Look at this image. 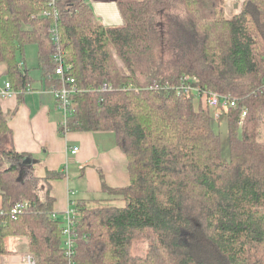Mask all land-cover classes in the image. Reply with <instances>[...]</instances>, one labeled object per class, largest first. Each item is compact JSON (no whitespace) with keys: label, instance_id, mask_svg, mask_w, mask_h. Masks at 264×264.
I'll list each match as a JSON object with an SVG mask.
<instances>
[{"label":"trees","instance_id":"trees-1","mask_svg":"<svg viewBox=\"0 0 264 264\" xmlns=\"http://www.w3.org/2000/svg\"><path fill=\"white\" fill-rule=\"evenodd\" d=\"M49 1L0 0L6 77L15 89L32 88L18 66L27 43L37 45L43 76L53 70L54 19L41 12L56 8L60 47L81 88L67 127L112 131L130 182L103 183L105 205L75 202L66 256L53 199L48 188L43 198L37 191L61 174L26 170L30 157L16 151L0 108V257L6 236L23 235L35 264H264V0H243L231 17L226 0H117L119 26L102 25L84 0ZM184 75L235 99L223 112L228 157L219 119L174 91ZM104 83L113 89L100 90ZM20 201L28 206L13 217ZM137 238L148 243L143 256L131 251Z\"/></svg>","mask_w":264,"mask_h":264},{"label":"crops","instance_id":"crops-1","mask_svg":"<svg viewBox=\"0 0 264 264\" xmlns=\"http://www.w3.org/2000/svg\"><path fill=\"white\" fill-rule=\"evenodd\" d=\"M93 10L97 20L105 26H119L124 23L117 0H84ZM231 17L241 10V5H230ZM24 65L25 57H24ZM6 66L0 63V85L10 81L5 74ZM35 73L26 67L30 90L18 88L12 97L1 98L0 108L6 115L7 125L12 131L13 144L17 152L28 154L24 163L26 170L42 177L46 171H58L61 176L40 181L38 195L48 193L53 199L52 212L63 222V213L81 200H108L110 188L125 187L130 182L127 158L118 147L112 131H68L58 129L62 112L49 92V75L43 76L37 57ZM51 81H50V80ZM194 97H192L193 99ZM203 107L205 104L200 103ZM218 109L213 115L218 117ZM218 115V116H217ZM77 147L76 153H71ZM1 201V195H0ZM62 219V220H61ZM7 252L0 257V264H21L28 253V237L8 235L4 238Z\"/></svg>","mask_w":264,"mask_h":264},{"label":"built area","instance_id":"built-area-1","mask_svg":"<svg viewBox=\"0 0 264 264\" xmlns=\"http://www.w3.org/2000/svg\"><path fill=\"white\" fill-rule=\"evenodd\" d=\"M231 0H226L229 2ZM54 0H50L49 4H53ZM41 15L44 16H53V22L48 27V32L50 35V40L53 43L55 50L52 54V60L54 63L52 73L49 75L50 78L53 79V84L49 89V92L55 98L57 102L58 108L62 112V119L60 120L59 124L60 127L63 129V133H67L69 131L67 127V118L70 116L72 109L70 108L71 96L73 94H77L81 91V88L78 86L75 77L71 73V64L66 62L64 59L63 51L60 47V35L58 32V26L56 20L58 18V11L56 8H51L50 10H44L41 12ZM20 68H23L24 64L20 62L18 64ZM197 81V78L194 76H181L179 79L178 84L173 87L174 91L186 98L190 99L194 96H199L203 98L204 104L206 107L225 111L228 107H233L236 105L235 99L224 95L219 94L214 91H207L203 90L200 87L194 85ZM153 88H158L157 85L152 86ZM165 85L162 87L164 88ZM100 90H112L113 87L104 83L100 88ZM30 90V89H28ZM15 91L12 89L11 84L8 81H4L2 85H0V97L1 98H8L14 95ZM247 113V109L244 108L241 112V118H243ZM218 116V115H217ZM77 147H74L71 153H76ZM28 203L26 201H20L14 204L11 208V215L15 217L16 215L20 214L26 207ZM74 215L75 209L74 207H69L63 213V222H62V236H63V246H64V253L66 256L70 257L73 252L74 246ZM52 217H55V214H52ZM21 264H35L33 258L30 254H26Z\"/></svg>","mask_w":264,"mask_h":264},{"label":"rangeland","instance_id":"rangeland-1","mask_svg":"<svg viewBox=\"0 0 264 264\" xmlns=\"http://www.w3.org/2000/svg\"><path fill=\"white\" fill-rule=\"evenodd\" d=\"M236 1L239 2L240 5H241L243 0H231L229 2H225V4H226L225 10H226L227 15H231V11H229L230 10V5H232L233 2H236ZM23 50H24V57H25L26 67L30 69L31 73H35L34 70H35V67H37V45L35 43H27V44L24 45ZM193 100H194V104L195 105H197L199 103L204 104L203 98H201L199 96H194ZM210 110H211V112L213 114V109L210 108ZM218 111L217 112L219 113L218 115L220 117L219 118L217 117V119H219V121H215L214 122V127L220 133L222 155L224 157H228L229 149H228V143H227L226 118L223 115L224 111H221V110H218ZM107 197L109 198L110 196L106 195V198ZM90 202L92 203V205H95V204L105 205V204H107L106 201L100 200V199H98V200H90ZM113 203L116 204V205H119V204L122 203V201L121 200H114ZM147 246H148V243L144 239L137 238V239H135L132 242L131 251H132L133 254L143 256L147 252V249H148Z\"/></svg>","mask_w":264,"mask_h":264},{"label":"bare ground","instance_id":"bare-ground-1","mask_svg":"<svg viewBox=\"0 0 264 264\" xmlns=\"http://www.w3.org/2000/svg\"><path fill=\"white\" fill-rule=\"evenodd\" d=\"M151 2H153V1H151ZM154 3H156V2H154ZM154 3H153V4H154ZM151 4H152V3H151ZM153 4H152V5H153ZM155 7H157V6H155ZM145 33H147V32L145 31ZM147 34H149V33H147ZM149 35H150V34H149ZM147 36H148V35H147ZM147 41H148V40H147ZM60 42H61V41H60ZM148 43H149V42H148ZM3 44H4V43H3ZM145 44H147V42H146ZM138 55H139V54H138ZM0 56H1V55H0ZM133 58H134V57H133ZM13 64H14V63H13ZM77 84H78V83H77ZM12 85H13V84H12ZM12 85H11V86H12ZM161 89H162V88H161ZM169 91H170V90H169ZM100 92H101V91H100ZM109 93H110V92H109ZM178 96H179V95H178ZM72 102H73V101H72ZM10 146H11V145H10ZM61 220H62V219H61ZM94 221H95V220H94ZM94 221H93V222H94ZM89 227H90V226H89ZM91 227H92V226H91ZM92 233H93V232H92ZM89 240H90V239H89ZM88 245H89V244H88ZM77 250L80 251L79 249H77ZM86 250H87V249H86ZM77 254H78V253H77ZM79 254H80V253H79ZM85 255H86V254H85ZM86 256H87V255H86ZM76 258H77V257H76ZM64 259H65V258H64ZM87 260H88V259H87Z\"/></svg>","mask_w":264,"mask_h":264},{"label":"water","instance_id":"water-1","mask_svg":"<svg viewBox=\"0 0 264 264\" xmlns=\"http://www.w3.org/2000/svg\"><path fill=\"white\" fill-rule=\"evenodd\" d=\"M238 6H240V3L239 2H233V7L234 8H238ZM27 161V159L24 160V163Z\"/></svg>","mask_w":264,"mask_h":264}]
</instances>
